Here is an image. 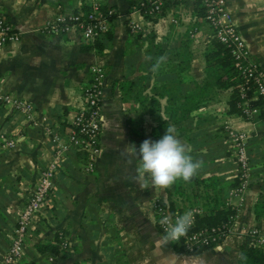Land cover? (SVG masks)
Here are the masks:
<instances>
[{
	"label": "crops",
	"instance_id": "obj_1",
	"mask_svg": "<svg viewBox=\"0 0 264 264\" xmlns=\"http://www.w3.org/2000/svg\"><path fill=\"white\" fill-rule=\"evenodd\" d=\"M90 1L0 0L2 12L21 32L19 40L0 49V85L32 101L36 118L46 114L51 124L66 131L72 115L83 103L91 65L101 64L107 71L101 105L100 149L95 153L87 148L81 153L73 149L65 155L54 189L33 226V237L26 252L14 264H241V252L251 244L249 229L264 230V216L257 217L254 212L261 184L258 171L253 170L252 183L243 201L237 197L233 199L238 205L237 223L223 244L189 252L178 249L175 243L156 244L157 237L164 234L157 224L155 203L173 199L167 189L151 187L147 176L149 187L142 189L133 179L137 174L138 159L132 157V163H129V157L124 154L127 145H136L138 141L136 147L139 149L144 140L154 141L153 137L161 136L156 130L157 115L149 119L151 124L149 129L145 128L147 132L133 130L129 111L134 102L137 110H146L150 106L155 108L154 111L163 105L162 119L175 126L168 111L167 97L160 96L159 84L174 79L177 74L169 67L155 74L150 69L153 57L163 55L168 59V51L184 44L183 40L194 24L198 26V32L189 36L196 46L198 36L204 34L205 49L212 31L206 21L199 19L195 11L196 0L172 1L164 14L155 20L147 19L138 9L131 10L130 0H103L118 14L109 24L113 35L105 41L102 51L84 48V44L94 40L75 27L67 31L51 28L66 12L79 9ZM227 8L253 57L264 67V0H227ZM129 19L139 21L142 28L131 31ZM161 46L166 47L165 53L160 52L158 47ZM190 60V68L184 70L181 83L184 94L194 86L192 78L201 81L207 76L203 53L190 56ZM123 81H137L136 84L140 81L146 87L142 90L141 86L140 91L136 88L141 95L133 102L124 96ZM230 93L231 88L214 86L211 96L182 118L186 126V120L190 122L191 118H200L203 112L209 111L205 124L199 126L196 135L205 137L206 133L208 136L213 132L211 143L205 144L217 150L203 152V161L207 159V165L202 166L199 173L219 174L223 185H228L234 175L232 150L226 143L227 123L250 131L249 149L252 151L264 144V122L228 112ZM211 111H215L214 115ZM1 132L14 137L16 144L4 147L0 139V258L9 247L24 200L33 190L41 169L53 156L51 142L42 126L2 103ZM184 136L192 137L190 129ZM225 164L229 167L223 171L220 166L225 167ZM57 231H65V240L71 247L69 254L61 251L55 255L35 247L36 242L52 239Z\"/></svg>",
	"mask_w": 264,
	"mask_h": 264
},
{
	"label": "built area",
	"instance_id": "obj_2",
	"mask_svg": "<svg viewBox=\"0 0 264 264\" xmlns=\"http://www.w3.org/2000/svg\"><path fill=\"white\" fill-rule=\"evenodd\" d=\"M102 0H91V8L85 11L66 12L60 20L51 26L54 31H67L77 28L89 39H94L99 33L109 27V20L101 12ZM150 15L161 16L162 6L165 0H150ZM205 5V13L199 15V19L208 22L212 28V35L219 41L229 45L232 50L235 65L240 71L245 81L252 80L255 84L254 97H261L264 105V67L253 57L251 49L235 23L231 13L227 8V0H201ZM144 3V2H142ZM154 5V6H153ZM130 30H139L142 24L139 21L131 20ZM197 30V27H195ZM193 35L195 31L190 30ZM21 38V32L15 28L7 15L2 12L0 5V49L13 41ZM107 83V71L103 65L95 63L91 65V77L85 85L83 95L84 100L80 107L75 111L69 120V127L66 131L57 128L48 121V115L44 114L40 119L33 114L34 104L29 99L15 95L0 85V103L10 105L16 111L22 112L34 124H40L44 132L49 137L53 149V156L50 161L41 169L38 180L31 193L24 200L23 205L17 216V224L13 232V237L8 249L0 258V264H14L17 259L22 257L33 237V226L39 219L44 205L51 195L55 186L57 172L65 155L73 149L87 148L93 153L100 149V137L103 127V116L101 111L104 88ZM240 105L243 109L244 117L251 119L259 111L258 107H251L246 87L241 86ZM231 145V156L234 163V172L238 178V183L231 187L227 197V203L238 207L233 202L237 197L243 201L245 192L252 183L253 166L249 155L248 129H235L228 126ZM0 139L4 147H11L16 144L14 137H9L5 133H0ZM92 166V163L90 164ZM239 202V203H240ZM157 211V224L164 231L165 226L161 225L160 220L169 217L173 222L177 215L191 212L192 225L187 235L182 237L185 249L189 252H196L203 246L217 245L229 236L233 227L236 225L237 213L233 216L232 223H224L217 226H203L193 228L196 224V214L203 211L200 203L189 208L177 206L174 210L169 204L157 200L155 203ZM251 243L264 245V230L257 227L249 229ZM67 240H64V244Z\"/></svg>",
	"mask_w": 264,
	"mask_h": 264
},
{
	"label": "trees",
	"instance_id": "obj_3",
	"mask_svg": "<svg viewBox=\"0 0 264 264\" xmlns=\"http://www.w3.org/2000/svg\"><path fill=\"white\" fill-rule=\"evenodd\" d=\"M175 0H165L162 6L161 15L164 14L168 4ZM131 10L133 8L138 9L147 19H157L156 16L150 15V7L152 6L150 0H130ZM144 2V3H142ZM154 6V5H153ZM91 8V2L84 4L81 8L74 11H85ZM205 5L201 0H196L195 11L198 15L205 13ZM101 12L111 22L113 18L118 14V11L111 5L106 4L103 0L100 6ZM198 26L193 25L188 33L191 35V31H197L195 29ZM187 34V37L183 40V45H177L173 47L167 53L169 57L166 63L169 69L175 71L176 77L172 80H167L159 84L160 96H166L168 100V111L171 118L175 122L181 123L183 116H187L190 112H194V109H198L205 99L211 96V90L214 86L221 88H231V93L228 99V112H236L244 114L240 105L241 98V86L246 87L247 96L251 107H258L259 111L253 115L251 119H261L264 122V105L261 97H254L255 84L252 80L245 81L240 71L235 65L232 55L231 47L214 37L212 34L209 36L207 45L203 51V55L206 59V71L207 76L201 81L192 78L194 86L190 92L183 93L182 82L184 70L190 68V56L194 55L193 38ZM113 32L108 27L99 33L93 40V43H86L84 48H96L99 51L104 50L105 41L110 39ZM194 46V47H193ZM160 52L166 50L165 46L158 47ZM156 58L153 57L152 62L155 63ZM121 88L125 97H130L134 90V82L123 81L121 82ZM141 94L135 93V98H139ZM245 116V115H244ZM248 118V116L246 117ZM162 123L165 120L162 119ZM154 141L156 137H153ZM264 138V137H263ZM194 140V139H193ZM78 153L87 151L85 148H77ZM250 160L254 171H258L261 174V184L259 194L254 203V212L257 217L264 216V144L261 148L255 150L249 149ZM182 180H178L175 183L176 189L179 193H184ZM194 186L193 191L197 196L202 195L201 188L205 189L206 201L200 203L203 206V211L196 214V224L193 228L197 229L203 226H217L224 223H232L233 216L237 213V208L234 205L227 203V197L231 187L238 183V178L234 177L228 185L221 184L220 175L214 172L205 174H198L189 182ZM201 193V194H200ZM171 209L177 207L174 200L169 202ZM65 231H57L52 239L48 241L36 242L35 247L41 252H51L52 254H59L63 251L64 254L70 253V245L67 241L64 244ZM178 249H185L183 240L175 242ZM208 246H203L201 249L196 250L200 252ZM239 262L241 264H264V245L251 243L246 249H244L240 256Z\"/></svg>",
	"mask_w": 264,
	"mask_h": 264
},
{
	"label": "clouds",
	"instance_id": "obj_4",
	"mask_svg": "<svg viewBox=\"0 0 264 264\" xmlns=\"http://www.w3.org/2000/svg\"><path fill=\"white\" fill-rule=\"evenodd\" d=\"M166 61L167 57L163 55L156 58L151 72L158 73ZM124 154L129 157V163H132V157L138 159L139 166L133 179L142 189L149 187L146 176L150 178L154 189H168L178 180L191 182L203 165L202 161L192 157L189 148L178 138L175 126L171 124L167 125L165 134L159 140L146 139L139 149L135 144L127 145ZM163 203L167 205L168 202L165 199ZM160 223L165 226V235L158 236L156 244L163 246L179 242L192 225V214L185 212L177 215L174 222L166 216Z\"/></svg>",
	"mask_w": 264,
	"mask_h": 264
},
{
	"label": "rangeland",
	"instance_id": "obj_5",
	"mask_svg": "<svg viewBox=\"0 0 264 264\" xmlns=\"http://www.w3.org/2000/svg\"><path fill=\"white\" fill-rule=\"evenodd\" d=\"M131 20L132 19L128 20V26H129V23H130ZM129 29H130V26H129ZM134 31H137V30H134ZM211 31H212V28H211ZM196 32H198V31H195V33ZM197 35H196V37H197ZM203 37H204V34L198 36V40L196 41V46L195 47L193 46L194 47V51L193 52H194L195 55L199 56V55H201V53H203V49H204V45H205V43L203 42ZM192 45L193 44H191V48H192ZM153 49H155V47ZM168 67H169L168 64L165 63V65H163L160 70H163V68L166 69ZM136 82L137 81H134V90H133V92H131L132 94L130 95V97H128L131 100H133V102L135 101V97L134 96H135V93L137 92L136 88H138V90L140 91L141 90V86H142V90H143V88L145 89V87H146V84H142V82L140 83V81H138V83L136 84ZM159 98H162V97H159ZM157 100H158V98H157ZM132 105L133 106H132V108L130 109L129 112H131V115H132L131 116V119H132L131 120V127L133 128V130L137 131V133H139V132H141V133L147 132V130H145V128L147 127V129H149L150 124H151L149 119L151 118V116L157 115V118H158L157 125H158V127H156L157 128L156 130H158V132H159L158 135L160 136V134H161V136L160 137H156V140H159L160 138H162L163 137L162 135L165 134L166 128H167V125H168L167 120H165V123H162V117H163V113H164V111L162 110L163 109V105H160V109H157V110H154V111H152V110L155 109V108L152 109L150 106H148V109L146 108V110H140V109L137 110L136 103L134 102V104H132ZM211 112L214 115L215 111H211ZM208 113H209V111L203 112L202 116L200 117L201 119L200 118H191L190 122H188V120H186V122L188 123L186 126L183 125L182 120H181V123L175 122V128H176L177 133L179 135L178 138L189 148L190 154L192 155V157L195 160L203 161V158H204V156H202V154H204L203 152L207 151V150H212L211 146L208 148V147H206L205 143H207V141H208V143H211L210 139L212 140V138H210V137H212L211 134L213 132H209L210 134L208 133V136L206 135L207 134L206 133L205 137H203V136L201 137L199 134L196 135V133L199 132V130H198L200 128L199 126H201L202 124H205L204 122H205V119L207 120ZM205 115H206V118H205ZM147 124H149V125L146 126ZM230 124L235 129V124L227 123V125H226V128H227L226 129L227 142L226 143L228 145V149H231L230 139H229L230 131H229V128H228V126ZM236 128L239 129L238 127H236ZM189 129H190V133H191L192 137L184 136V134H187ZM137 133H135V134H137ZM136 145L139 146V142L138 141H136ZM213 150L215 151V150H217V148L214 147ZM215 153L216 152H214L213 154H215ZM213 154H212V156H213ZM213 158L214 157H212L210 159H213ZM205 165H207V159L203 161V165L202 166H205ZM226 167H229V166H227L226 164H225V167L224 166H220V168L223 171L226 170ZM233 174H234L233 176H236L235 172ZM206 175H208V174L206 173ZM182 185H183L184 193H179L180 191H178L176 189L175 184H173L170 188L167 189L168 190L167 194H169V196L171 197L170 199H173L175 201L177 206L178 205H180V206L182 205V207H184V208H186V207L189 208V207L193 206L197 202L203 203V202L206 201V199H207L206 196H203V195H205V191H204L205 189L201 188L202 195L197 196L195 194V191H193L194 186H192V184H190L189 182L188 183L182 182ZM167 202H168L167 204H169L170 201H167ZM157 218H158V216H157ZM160 230L165 235V231H163L161 228H160ZM226 239H227V237L223 240V242ZM223 242H221V243H219L217 245L211 246V247H216L218 245H222Z\"/></svg>",
	"mask_w": 264,
	"mask_h": 264
}]
</instances>
